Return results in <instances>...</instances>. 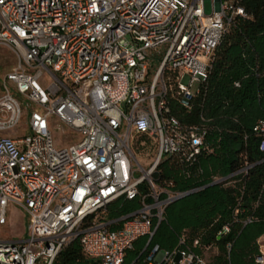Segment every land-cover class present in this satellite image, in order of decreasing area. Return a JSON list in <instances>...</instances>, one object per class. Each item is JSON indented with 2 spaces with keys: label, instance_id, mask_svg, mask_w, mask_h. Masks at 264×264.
<instances>
[{
  "label": "built area",
  "instance_id": "1",
  "mask_svg": "<svg viewBox=\"0 0 264 264\" xmlns=\"http://www.w3.org/2000/svg\"><path fill=\"white\" fill-rule=\"evenodd\" d=\"M205 1L0 0V48L17 61L0 82V229L12 208L27 216L23 239H0V264H53L73 241L96 264H124L140 239L130 264H207L182 239L151 247L164 209L195 192L159 184L160 165L189 167L203 150L205 131L172 105L190 111L233 19H247L224 0H207L206 15ZM54 127L68 145L56 146ZM253 132L264 137V121ZM137 136L148 139L147 169ZM120 199L139 208L101 219Z\"/></svg>",
  "mask_w": 264,
  "mask_h": 264
},
{
  "label": "trees",
  "instance_id": "2",
  "mask_svg": "<svg viewBox=\"0 0 264 264\" xmlns=\"http://www.w3.org/2000/svg\"><path fill=\"white\" fill-rule=\"evenodd\" d=\"M224 1L243 9L247 19H233L190 111L172 105V114L182 124L205 131L203 150L189 167L173 161L160 165L155 176L159 184L170 182L176 193L195 192L164 209L151 247L170 251L182 239L201 258L216 249L207 264H254L258 241L264 237V152L259 151L264 137L253 132L264 121V0ZM134 140L138 155L149 153L147 138ZM216 179L225 181L214 185ZM138 208V201L120 199L101 219L115 221ZM225 227L228 232L218 240ZM144 245L145 239H140L126 251L124 264L135 260ZM53 264L96 263L73 241Z\"/></svg>",
  "mask_w": 264,
  "mask_h": 264
},
{
  "label": "rangeland",
  "instance_id": "3",
  "mask_svg": "<svg viewBox=\"0 0 264 264\" xmlns=\"http://www.w3.org/2000/svg\"><path fill=\"white\" fill-rule=\"evenodd\" d=\"M205 14L209 15L211 13V4L209 1H205L204 3ZM17 66V61L14 55L6 48H0V82L5 77V75L14 69ZM18 100L23 104V100L21 97H17ZM52 135L54 137V141L56 146L63 147L68 145L67 143L61 140L62 137V129L52 128ZM139 156V155H138ZM137 161L147 169L148 166L153 162V158L147 159L146 157L139 156L137 157ZM135 178L141 176V173L137 172L134 174ZM8 226L6 228L0 229V239L10 240V241H19L23 239L26 231L27 225V216L22 209L12 208L10 210L8 216ZM259 250L262 247L264 250V240L258 242ZM217 254L216 249H211L209 251L203 252V260L205 262H210V259Z\"/></svg>",
  "mask_w": 264,
  "mask_h": 264
},
{
  "label": "water",
  "instance_id": "4",
  "mask_svg": "<svg viewBox=\"0 0 264 264\" xmlns=\"http://www.w3.org/2000/svg\"><path fill=\"white\" fill-rule=\"evenodd\" d=\"M193 193H194V192H190V193H188L186 196H189V195H191V194H193ZM186 196H185V197H186ZM178 200H179V199H178ZM178 200H176V201H178ZM176 201H175V202H176Z\"/></svg>",
  "mask_w": 264,
  "mask_h": 264
},
{
  "label": "crops",
  "instance_id": "5",
  "mask_svg": "<svg viewBox=\"0 0 264 264\" xmlns=\"http://www.w3.org/2000/svg\"><path fill=\"white\" fill-rule=\"evenodd\" d=\"M261 240H264V237H261L258 242H260Z\"/></svg>",
  "mask_w": 264,
  "mask_h": 264
}]
</instances>
